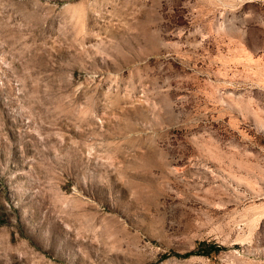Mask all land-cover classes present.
<instances>
[{
    "label": "rangeland",
    "instance_id": "rangeland-1",
    "mask_svg": "<svg viewBox=\"0 0 264 264\" xmlns=\"http://www.w3.org/2000/svg\"><path fill=\"white\" fill-rule=\"evenodd\" d=\"M0 264H264V0H0Z\"/></svg>",
    "mask_w": 264,
    "mask_h": 264
}]
</instances>
